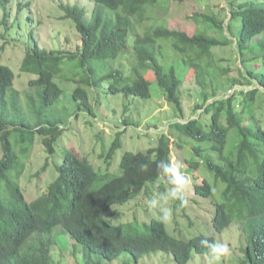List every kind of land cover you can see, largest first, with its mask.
I'll return each instance as SVG.
<instances>
[{
	"label": "trees",
	"instance_id": "trees-1",
	"mask_svg": "<svg viewBox=\"0 0 264 264\" xmlns=\"http://www.w3.org/2000/svg\"><path fill=\"white\" fill-rule=\"evenodd\" d=\"M11 1L0 0V26L6 32L26 24L7 25ZM91 1L90 11L77 4L60 5L62 19L70 20L80 35L74 51L41 48L34 30L26 32L20 71L32 78L22 95L14 89L13 70L0 63V264H64L54 250L62 252L61 243L68 240L77 264L110 263L122 254L135 262L165 254L175 264H189L194 254L208 256L198 242L201 238L215 241L212 236L178 239L155 219L143 230L133 222H112L119 214L111 210L113 206L141 193L150 198L157 191H167L156 163L171 162V144L179 149L188 145L182 172L200 175L190 189L196 197L212 202L213 232L220 234L236 224L243 239L242 263L264 264V119H260L264 115L259 117L257 112L260 97L264 112V0H225L227 22L200 14L205 25L193 35L163 24H145L156 20L151 11L160 0ZM16 7L20 13L22 5ZM26 21L33 22L31 17ZM214 28L221 38L208 34ZM224 29L232 40L223 35ZM0 38L6 39L1 32ZM230 41L242 71L224 79L227 70L217 64L214 49ZM145 67L176 112L166 129L156 132L155 145L146 151H124L118 173L109 169L123 131L116 129L109 150L99 153L105 169L67 148L61 162L54 164L55 176L45 191L27 201L19 176L36 137L50 156L68 122L80 113L95 118L100 100L120 96L126 108L135 99H150ZM187 72L194 74L200 87L201 103L195 104L194 113H201L186 120L181 87ZM56 80L76 85L71 93L74 111L59 105L64 90ZM242 81L251 89L236 87L223 95ZM122 120L125 127L137 126L129 118ZM172 207L175 214L178 202L172 201ZM185 208H179L183 216H187ZM173 223L177 226L175 219Z\"/></svg>",
	"mask_w": 264,
	"mask_h": 264
},
{
	"label": "rangeland",
	"instance_id": "rangeland-1",
	"mask_svg": "<svg viewBox=\"0 0 264 264\" xmlns=\"http://www.w3.org/2000/svg\"><path fill=\"white\" fill-rule=\"evenodd\" d=\"M19 4L22 5V11L17 13L16 6ZM75 4L80 7H86L89 11L93 5L91 0H12L8 4L10 12L7 18V25L10 26L13 22H21L23 24L24 21L26 24L23 25L22 29L12 28L9 32H6L3 26H0L1 34H4L7 39L0 38V63L7 65L15 73L14 89L21 95L24 93L27 81L32 78V75L23 74L20 71V64L26 49V32L30 29L34 30V37L41 48L74 51L77 45L80 44V35L70 20L62 19L63 12L60 9V5ZM151 12L154 14L155 17H153L156 20L147 21L145 23L147 26L155 23L163 24L170 29L180 30L188 35H193L196 30L204 28L205 24L201 21L200 14L211 15L218 21H223L224 24L230 16L225 0H160L159 5L152 9ZM27 17H31L33 22H27ZM1 19L2 9L0 8ZM208 34L217 39L221 38V35L215 28L210 29ZM223 35L228 38L231 37L226 29H224ZM230 40L232 39L230 38ZM214 56L216 61H218L217 64L227 70L224 79L236 77L239 75V71H242L240 56L235 50L234 41H230L229 44L214 49ZM255 67H258V65ZM143 69L146 70L147 67ZM146 71L148 72V70ZM149 73L145 77L150 82V99H135L134 103L126 108L122 104V100L124 99L120 96L111 97L109 100H100L101 103L95 118L80 113L76 120L73 119L71 122H68L66 126L67 130L63 132L61 138L55 144L52 155L48 156L44 152L39 137H36L29 159L22 160L24 162V171L19 176V184L27 201L33 200L37 195L45 191L46 186L54 179V164L61 162L64 150L67 148L73 149L78 156L92 161L96 167L105 169L106 165L98 160L99 153L109 150L114 140L116 129L123 131V135L120 137V147L115 151L109 169L112 173H118L120 158L124 151H146L155 145L157 139L156 132L165 130L167 123L175 118L176 112L166 102L162 91L154 82L153 75ZM56 82L64 90V95L61 97L59 105L71 112L74 111L75 106L71 93L76 85L72 82L62 83L57 80ZM236 87L251 89V86L246 85L242 81L241 85L228 88L223 95L226 96L232 93ZM261 101L263 102L262 97H260V101L257 103L259 117H263L264 115V112L261 111L262 108L259 106L261 105ZM196 103H201L200 87L196 82L194 74L187 72L184 75L181 87V107L184 119L198 117L201 110L194 113ZM125 110L126 113L124 114ZM123 117L137 123V126L125 127L123 125ZM260 119L263 120L264 118ZM171 147V162L173 164L177 162L181 163V170L183 171L187 167L185 159L189 157L187 154L188 145L185 146V149H179L175 145L173 146V144H171ZM1 157L2 152L0 147V159ZM45 163L47 165L40 171ZM185 175L191 178L192 183L193 180L194 182L196 181L197 177L200 178V175L196 171H194V174L185 173ZM186 199L188 200V203L185 205L187 216H183L179 208L176 209L173 219L177 221V226L172 221L171 224H166V230L178 239H190L199 234L212 236L215 241L224 242L231 249L232 254L222 258L220 264H244L242 263L243 254L239 250L240 241L243 240L239 227L236 224H232L220 234L213 232L212 202L208 199L196 197L191 189L186 193ZM147 200L146 195L141 193L138 197L124 205L113 206L111 210L119 212L118 216H116L118 219L112 220L113 224L133 222L139 230H143L145 229V225L152 219L159 220V210L149 208ZM190 200H196L197 204ZM162 206L172 207V201L166 200L162 202ZM173 228L176 229V233L173 232ZM59 230V228L55 229L56 232H59ZM63 237L65 236L60 235V238ZM71 243L69 240L68 242L61 243L62 252L58 248L56 251L54 250V252L62 255L64 264H77L71 252ZM74 247L80 251L82 250V247L79 245ZM78 258H81V253L78 255ZM102 264H175V262L173 257L165 254L147 255L140 258L137 262L129 255L122 254L112 262ZM189 264H216V262L212 260L210 255L200 256L194 254Z\"/></svg>",
	"mask_w": 264,
	"mask_h": 264
},
{
	"label": "clouds",
	"instance_id": "clouds-1",
	"mask_svg": "<svg viewBox=\"0 0 264 264\" xmlns=\"http://www.w3.org/2000/svg\"><path fill=\"white\" fill-rule=\"evenodd\" d=\"M156 168L168 188L166 194L157 191L148 198L147 206L153 210H159L158 218L162 224H171L174 209L173 207L162 206V202L166 200L176 201L178 202V207L183 208L188 203L186 193L191 188L192 180L182 172V165L179 162L173 164L170 161L161 159L156 163ZM198 243L200 247L208 250L209 255L216 264H220L222 258L232 254L229 245L219 240L212 241L207 238H201Z\"/></svg>",
	"mask_w": 264,
	"mask_h": 264
}]
</instances>
